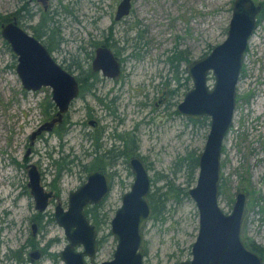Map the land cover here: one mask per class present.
Wrapping results in <instances>:
<instances>
[{
    "label": "rangeland",
    "instance_id": "rangeland-1",
    "mask_svg": "<svg viewBox=\"0 0 264 264\" xmlns=\"http://www.w3.org/2000/svg\"><path fill=\"white\" fill-rule=\"evenodd\" d=\"M253 1L261 4L259 21L249 39L237 82L233 122L220 160L218 201L229 212L236 190L241 187L247 190L240 236L244 242L254 241L263 247L264 261V0ZM109 2L108 5L105 0L96 8L91 0L48 1L50 12L56 9L59 14L46 12L52 22L47 25L55 26V37L60 41L50 45L47 35H41L40 40L47 48L51 46L48 49L52 56L75 74H79V68L90 67L88 54L93 42L112 34L110 42L124 47L119 51L124 61L121 79L99 83L97 94L107 96L104 102H110L111 96H119L114 103L117 116L98 105L102 104L98 98L85 91L70 104L68 128L62 137L48 131L29 145L30 132L47 118L45 112L52 111L51 87L36 90L23 87L16 71L17 56L0 32V264H62L54 253L66 243L63 228L50 213H43L33 235L31 216L36 212L33 196L29 187L24 193L18 192L20 184L27 186L26 159L37 162L43 171L42 183H47L54 176L55 160L69 167L68 161L73 156V172L63 173L59 178L58 197L51 201L48 210L54 209L58 201L66 205L68 191L85 180L87 171L81 163L93 160L89 155L93 141L87 137L93 132L87 121L89 108H95L91 110L92 117L98 119L102 131L100 146L104 148L118 142L116 133L135 130L140 153L151 162V176L157 170L169 172L177 157L191 149L199 153L204 146L209 124L177 112V104L193 84L186 65L226 37L233 0H132L130 13L121 20L113 19L115 0ZM20 4L19 0H0V13H13ZM26 7L20 13L23 17L20 24L33 33L30 25L38 22L43 6L40 0H27ZM30 13L32 18H28ZM110 24L112 31L108 29ZM175 51L181 52L183 59H170ZM109 88L112 92L105 95ZM162 94L165 96L160 99ZM28 145L31 151L25 155ZM126 167L127 163L121 159L114 164L118 173L113 175L108 196L96 208L97 215L104 218L98 227L97 262L112 258L116 246L110 219L121 203V193L129 189L133 179ZM176 175L175 182L184 185V172L180 170ZM160 183L161 180L156 181ZM165 208L163 219L150 218L143 227V264H176L191 257L199 219L195 202L188 193L169 199ZM29 238L43 252L29 259L34 247L28 246L23 248L25 259H13L14 250H23L21 246Z\"/></svg>",
    "mask_w": 264,
    "mask_h": 264
},
{
    "label": "water",
    "instance_id": "water-1",
    "mask_svg": "<svg viewBox=\"0 0 264 264\" xmlns=\"http://www.w3.org/2000/svg\"><path fill=\"white\" fill-rule=\"evenodd\" d=\"M130 7V0H121L115 17L127 14ZM260 9L261 4L253 0H233L226 37L208 53L186 65L193 84L177 104V111L189 118L207 117L209 130L198 153L195 184L188 189L199 214L198 232L191 244V257L177 264H264L262 256L248 247L240 236L247 190L243 187L236 190L229 212H225L218 201L223 144L233 122L237 82ZM0 32L17 56L16 71L23 87L31 90L51 87L57 111L37 132L50 129L54 123L62 121L64 113L78 97L77 78L56 61L40 38L25 29L15 16L1 21ZM92 68L109 77L120 74L119 59L106 45L96 48ZM127 163L133 179L129 189L121 193V203L110 220V231L116 239L112 258L94 260L98 248L97 231L84 210L85 205L102 201L110 192L106 172L100 169L87 173L86 180L68 194L67 209L55 215L67 240L59 251L64 264H143V227L152 213L148 199L151 176L141 156L134 155ZM27 185L35 208L43 210L51 192L45 191L40 184L39 172L33 164L28 169ZM79 245L82 248L76 249ZM32 255L37 254L32 252Z\"/></svg>",
    "mask_w": 264,
    "mask_h": 264
},
{
    "label": "flooded vegetation",
    "instance_id": "flooded-vegetation-1",
    "mask_svg": "<svg viewBox=\"0 0 264 264\" xmlns=\"http://www.w3.org/2000/svg\"><path fill=\"white\" fill-rule=\"evenodd\" d=\"M48 1L49 0H45L44 2H43V0H40V2L42 3V6H43V10L41 11V12H47L48 14L49 13H51V12H53L54 14H59V12L55 9L54 11H51L50 12V9L48 8ZM92 1V3L95 5V7L96 8H99L100 6H102L103 5V3H104V1L105 0H91ZM120 1L121 0H115V8H114V12H113V19L114 20H121L122 18H124L126 15H128L129 13H130V11H131V7H132V0H130V3H131V7H130V9H129V12L127 13V14H125V15H122V16H120L119 18H116L115 16H116V13H117V9H118V5H119V3H120ZM111 2H109V0H108V5L110 4ZM71 12H72V10H71ZM111 17H112V13H111ZM258 18V17H257ZM108 29H111V31H112V26H111V24H110V26L108 27ZM111 39H113V36H112V34H108L107 35V38H105V39H103V40H99V41H95V42H93V44H92V46H93V49H92V51L88 54V58L90 59V67H88V68H85L84 69V72H85V76L84 77H86V80H85V83H86V93H89V94H91L93 97H97L98 99H97V101L98 102H101L102 104H98V105H102L103 107H105L106 109H108L109 110V113H112L113 115H114V117L115 116H117L116 114H115V106H114V103L117 101V99L119 98V96L118 95H114V96H111V101L110 102H104L103 101V99L104 98H106V97H104V98H102V97H99L97 94H98V92L100 91V85H99V83H102L103 84V81L104 80H106V79H109V80H112V81H114V82H118L120 79H121V72H122V69L124 68V61H123V57L119 54V51L120 50H123L124 49V47L122 46V47H117L115 44H114V42L113 41H111L110 42V40ZM108 40V41H107ZM101 45H106V46H108L112 51H113V53L118 57V59H119V62H120V74H119V76L118 77H109V76H106V75H104L100 70H94L93 68H92V60H93V58H94V56H95V50H96V48L98 47V46H101ZM111 45H113V46H115L114 48L111 46ZM47 47V46H46ZM120 53H121V51H120ZM52 55V54H51ZM203 56V55H202ZM54 57V56H53ZM201 57V56H200ZM199 58V57H198ZM54 59L56 60V58L54 57ZM56 61H58V60H56ZM192 61V60H191ZM190 61V62H191ZM59 62V61H58ZM60 63V62H59ZM72 63H73V57H72ZM61 64V63H60ZM66 70H68L69 72H71L72 74H74L75 75V77L77 78V81H78V83H79V92H80V86H81V84H82V82H83V79L81 80L80 78H79V74H80V70H79V74H75L73 71H71L70 69H68L67 67H65L63 64H61ZM77 66V65H76ZM29 90H31V89H29ZM165 90H166V88L164 89V91L163 92H165ZM112 92V89L111 88H109L108 90H106V92L104 93L105 95H107V94H109V93H111ZM80 94H78V96H79ZM163 96H165V94H162L161 96H160V99H163ZM51 106H52V111L51 112H49L48 114L45 112V114L47 115V118H44V120H42V122L41 123H39V125L35 128V129H33L31 132H30V134H29V145H31V144H33V142H34V140L37 138V137H42V136H44V133L45 132H48V131H53V132H55L56 134H57V136H60V137H62V135L64 134V132L67 130V128H68V126H67V124H66V122H67V111L64 113V115H63V118H62V121H60V122H56V123H54L52 126H51V128L50 129H42L41 131H39V132H37V130H38V128L42 125V124H44L45 122H48V121H50L54 116H55V114H56V111H57V107H56V105L54 104V102L51 104ZM90 107V106H89ZM94 107V106H93ZM95 108H89L88 110H90V111H88V116H89V118H88V123L89 124H91V126L93 127V132L92 133H90V134H88V138L89 139H91L92 141H93V144H92V147H91V151H89V155H90V157L91 158H94L95 157V155H96V152H98V150L97 149H95L96 148V146L94 145V142H95V136H96V131H98V132H102L100 129V127L98 126L99 124H98V119H97V117L96 118H94V117H92V112H91V110H94ZM91 112V113H90ZM178 112V111H177ZM119 119H120V121H122V118L121 117H119ZM193 119V118H192ZM57 129H60L61 130V135H58V133H57ZM33 133H35L34 134V136L32 137V134ZM124 134H134L137 138H138V135L135 133V130H125V131H123L122 133H116V138H117V140H118V142L116 141V142H113L112 144H111V146L110 147H108V148H104V147H102V146H99V147H97L98 149L100 148V147H102L101 149H105V151H108V150H111V153H116L117 152V149L119 148V139H120V135H124ZM139 139V138H138ZM138 142H139V140H138ZM28 145V150H27V152H26V154L25 155H27L30 151H31V147ZM128 147H130L131 148V146H128ZM140 146L138 147V149H137V153L136 154H134V155H139V156H141L143 159H144V161L146 162V164H147V166H148V168H149V165H148V162L149 161H147L146 160V157L143 155V154H141L140 153ZM134 155H132V156H134ZM132 156H130L129 158H128V160L132 157ZM73 157V156H72ZM71 157V159L68 161L69 163H68V165H70L69 167L68 166H65V163H60V161H58V160H56L55 161V172H54V176H53V178L50 180V182H47V183H42V180H43V171L42 170H40L39 168H38V166H37V162L36 163H33V162H31L30 161V159H26L25 160V168H26V170H27V174H28V169L30 168V166L33 164V165H35L36 166V169H37V171L39 172V176H40V184L43 186V188H44V190L45 191H50L51 192V196H49L48 197V202H47V205H46V207L43 209V210H38V209H36V212L31 216V219H32V222H31V228H32V234L33 235H35V233H36V228H37V223H38V221L41 219V215L43 214V213H50L51 214V216L55 219V215H56V213H60L61 211H63V210H66L67 209V204H68V194L71 192V191H73L74 189H76L78 186H80L85 180H86V177H85V180L80 184V185H78L77 187H75L74 189L73 188H71L69 191H68V193H67V198H66V205L65 206H62L61 205V203H60V201H58L56 204H55V206H54V209H51V211L50 210H48V209H50L49 208V205H50V203H52L51 201L54 199V198H57L58 197V191H59V178L62 176V174L63 173H71L72 174V172H73V158ZM119 161V160H118ZM128 162V161H127ZM113 166L114 165H112L111 167H106V168H93V169H91V170H89V171H87V173L88 172H91V171H94V170H100V169H103V170H105V172H106V175H107V178H108V183H109V186H110V190H111V187H112V182H113V175L114 174H117L118 172H117V170L114 168L113 169ZM126 168H129L128 167V163H127V167ZM150 169V168H149ZM63 170V171H62ZM130 170V169H129ZM65 171V172H64ZM132 173V172H131ZM86 176H87V174H86ZM151 176V175H150ZM28 182V181H27ZM26 185H27V183H26ZM20 186H22V188L19 190V192H18V195H19V193H24L25 191H26V187H28V185L27 186H23V185H21L20 184ZM29 191H30V188H29ZM109 194V193H108ZM108 194L106 195V197L108 196ZM105 197V198H106ZM105 198H103V200L102 201H104V199ZM149 199V198H148ZM0 200H1V197H0ZM102 201H100V202H98V203H94V204H90V203H88L87 205H85V207H84V210H85V208L88 206V205H100L101 203H102ZM63 204V203H62ZM34 207H35V202H34ZM87 214V213H86ZM88 215V217L90 218V221L95 225V227H96V239H97V247L99 248V245H100V238H99V236H98V231H99V225H100V223L99 222H101V221H103V220H101L100 219V221H98V223H96V222H94L93 221V218L89 215V214H87ZM52 218V219H53ZM151 218V217H150ZM111 220V219H110ZM111 232V231H110ZM65 235V234H64ZM66 239V238H65ZM66 243H67V240H66ZM66 243H65V245H66ZM64 245V246H65ZM34 247V250H32V251H30V253L28 254V256H29V259H34V258H37L38 256H39V254H40V251L41 252H43V249L42 248H40V250L38 249V248H36L37 247V243H35V241L34 240H32V238H29L22 246H21V248L23 249V248H25V247ZM64 246H63V248H64ZM63 248H61L60 250H62ZM76 249H77V247H75ZM98 248H97V251H98ZM24 250V249H23ZM26 250V249H25ZM24 250V252H26ZM60 250H58V252L57 253H54V255H57L59 258H60V256H59V251ZM97 251H96V253H97ZM32 252H35L37 255L36 256H33L32 255ZM257 252V251H256ZM27 253H28V250H27ZM96 253H95V257H96ZM258 253V252H257ZM16 258V257H15ZM15 258H13V259H15ZM86 259V262L87 263H89L90 262V260L87 258V257H85ZM17 259V258H16ZM263 259V258H262ZM60 260L62 261V264H64V261L60 258ZM94 260L96 261V259L94 258ZM180 261V260H179ZM97 262V261H96ZM264 262V261H263ZM178 263V262H177ZM176 263V264H177Z\"/></svg>",
    "mask_w": 264,
    "mask_h": 264
},
{
    "label": "trees",
    "instance_id": "trees-1",
    "mask_svg": "<svg viewBox=\"0 0 264 264\" xmlns=\"http://www.w3.org/2000/svg\"><path fill=\"white\" fill-rule=\"evenodd\" d=\"M19 1L21 2V4L18 10L10 14L0 13V22L10 20L12 16H15L17 20L19 21V23L22 21L23 17L22 15H20V13L22 10L27 9L26 7L27 0H19ZM31 15H33V13H30L28 18H32ZM47 16L48 15L45 12H42L38 22L35 25H30V27L33 30V34L37 36L38 38H40L41 35H47L48 44L50 43L51 45V44H55V42L56 43L59 42L60 39L58 40V38L56 39L55 37V34H56L55 26L49 27L47 25L48 24L47 22L50 21L49 17H51V15H49L48 17ZM258 19L259 18H257V20ZM171 58L172 59L174 58L183 59L181 56V52H177V51H175L172 57L170 56V59ZM76 65L77 67L80 66L78 63H76ZM79 69H80L79 78L81 80L83 79V82L80 86L79 94L83 95L84 92L86 91V83H85L86 77H84L85 68H82V69L79 68ZM174 76L177 77V70H175ZM46 113L48 114L49 112L47 111ZM207 119H208L207 117H202V118H199L198 120L201 123H206V125H208L209 121ZM57 133L58 135L62 134L60 129H57ZM101 134L102 132L100 133L96 131V136L94 137L95 138L94 145L96 146L95 149H97L98 152H96V155L93 158V160L90 162L84 163V164L81 163L84 171H89L93 168L111 167L119 159L127 163L128 158L137 153V149L139 147V142H138L139 139L134 134L120 135L119 144H118L119 148L117 149L116 153H111V150L105 151V149L100 150V148L99 149L97 148L101 144L100 142ZM128 146H131V148ZM148 165H149V168L152 167L151 162H148ZM197 166H198V152L195 149H191V150H187L185 154L177 157L174 163L170 165L169 172H164V171H159V170L155 171L154 175L151 176L152 186L148 194L149 202L152 208L151 218L163 219L164 218L163 214L166 209L165 208L166 202L169 199L179 198L180 195H185V196L188 195V189L192 185V183H194L195 178H196ZM127 170L129 173H131L129 168H127ZM180 170L184 172V181H185L184 185H182L181 183H176L174 180L177 176L176 173ZM158 180H161L162 183L156 184V181ZM97 207L98 205H88L85 208V212L89 214L93 218V221L96 223H98L100 219L104 220V218L99 217L97 215L98 213L96 212ZM245 243L247 244L248 247L252 248L253 250L257 251L260 255H262L263 247L260 244L254 241H251V242L245 241ZM13 254H14L13 258L16 257L17 260L25 259L23 257L24 250L15 249Z\"/></svg>",
    "mask_w": 264,
    "mask_h": 264
}]
</instances>
